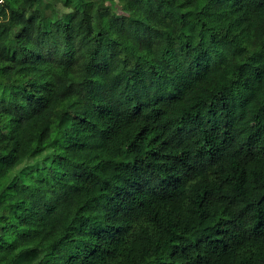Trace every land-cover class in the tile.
I'll return each mask as SVG.
<instances>
[{"label":"trees","instance_id":"obj_1","mask_svg":"<svg viewBox=\"0 0 264 264\" xmlns=\"http://www.w3.org/2000/svg\"><path fill=\"white\" fill-rule=\"evenodd\" d=\"M40 1L0 0V264H264V0Z\"/></svg>","mask_w":264,"mask_h":264},{"label":"rangeland","instance_id":"obj_2","mask_svg":"<svg viewBox=\"0 0 264 264\" xmlns=\"http://www.w3.org/2000/svg\"><path fill=\"white\" fill-rule=\"evenodd\" d=\"M93 2L95 4V26H106L107 18L104 14L97 12L98 7L101 4V0H42L38 3L39 7L44 11L46 17V24L48 28L58 17H62L66 21H69L77 11L82 10L84 4ZM0 89H5L2 83H0ZM34 141L26 152V157L31 162L34 156L35 150L42 144L43 141V128L38 127L33 132ZM11 216L10 209H6L0 217V222L7 221ZM10 228L0 226V237L8 236L10 234Z\"/></svg>","mask_w":264,"mask_h":264}]
</instances>
